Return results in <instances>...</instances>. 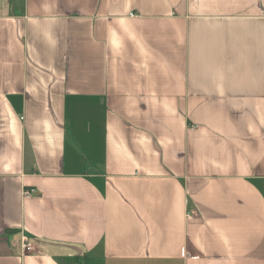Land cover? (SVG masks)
Segmentation results:
<instances>
[{"label":"crops","instance_id":"1","mask_svg":"<svg viewBox=\"0 0 264 264\" xmlns=\"http://www.w3.org/2000/svg\"><path fill=\"white\" fill-rule=\"evenodd\" d=\"M0 264H264V0H0Z\"/></svg>","mask_w":264,"mask_h":264},{"label":"built area","instance_id":"2","mask_svg":"<svg viewBox=\"0 0 264 264\" xmlns=\"http://www.w3.org/2000/svg\"><path fill=\"white\" fill-rule=\"evenodd\" d=\"M24 196H32L36 194V190L35 189H27L24 191ZM24 249L25 251L29 252L31 249L30 247H28L27 245H24Z\"/></svg>","mask_w":264,"mask_h":264}]
</instances>
